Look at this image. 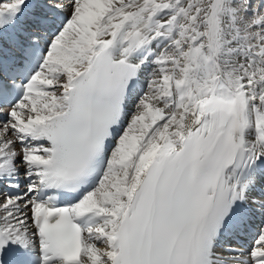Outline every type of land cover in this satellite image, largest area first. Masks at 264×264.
<instances>
[{
	"label": "snow or ice",
	"instance_id": "6c2138e0",
	"mask_svg": "<svg viewBox=\"0 0 264 264\" xmlns=\"http://www.w3.org/2000/svg\"><path fill=\"white\" fill-rule=\"evenodd\" d=\"M0 264H264V0H0Z\"/></svg>",
	"mask_w": 264,
	"mask_h": 264
},
{
	"label": "bare ground",
	"instance_id": "6f19581e",
	"mask_svg": "<svg viewBox=\"0 0 264 264\" xmlns=\"http://www.w3.org/2000/svg\"><path fill=\"white\" fill-rule=\"evenodd\" d=\"M231 243L233 245V247H236L238 245H242L244 248L248 247V244L250 242V237L248 236H244L243 238H231V240H225L222 243Z\"/></svg>",
	"mask_w": 264,
	"mask_h": 264
},
{
	"label": "rangeland",
	"instance_id": "374dc122",
	"mask_svg": "<svg viewBox=\"0 0 264 264\" xmlns=\"http://www.w3.org/2000/svg\"><path fill=\"white\" fill-rule=\"evenodd\" d=\"M142 80H143V78H142Z\"/></svg>",
	"mask_w": 264,
	"mask_h": 264
}]
</instances>
